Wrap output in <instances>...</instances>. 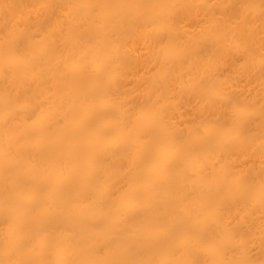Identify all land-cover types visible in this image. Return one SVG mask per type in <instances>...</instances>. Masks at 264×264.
<instances>
[{"label":"bare ground","instance_id":"6f19581e","mask_svg":"<svg viewBox=\"0 0 264 264\" xmlns=\"http://www.w3.org/2000/svg\"><path fill=\"white\" fill-rule=\"evenodd\" d=\"M0 264H264V0H0Z\"/></svg>","mask_w":264,"mask_h":264}]
</instances>
